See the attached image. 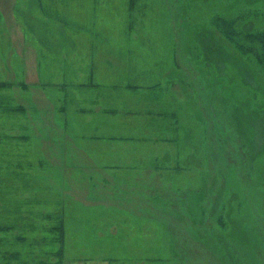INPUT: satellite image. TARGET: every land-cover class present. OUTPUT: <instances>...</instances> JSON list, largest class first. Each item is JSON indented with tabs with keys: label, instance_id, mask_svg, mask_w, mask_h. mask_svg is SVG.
Instances as JSON below:
<instances>
[{
	"label": "rangeland",
	"instance_id": "rangeland-1",
	"mask_svg": "<svg viewBox=\"0 0 264 264\" xmlns=\"http://www.w3.org/2000/svg\"><path fill=\"white\" fill-rule=\"evenodd\" d=\"M1 82V252L264 264V0H0Z\"/></svg>",
	"mask_w": 264,
	"mask_h": 264
},
{
	"label": "trees",
	"instance_id": "trees-1",
	"mask_svg": "<svg viewBox=\"0 0 264 264\" xmlns=\"http://www.w3.org/2000/svg\"><path fill=\"white\" fill-rule=\"evenodd\" d=\"M7 86L6 83H0V90L2 88H5ZM0 101H2L0 99ZM6 99L0 104V110L6 111ZM5 141H0V148L1 145L4 144ZM20 163V161H18ZM15 163L12 160L6 159L5 153L0 152V185H2L1 182H6L7 179L11 176L15 179L20 180L21 176L25 173L19 168L20 164ZM17 181V180H15ZM2 204V202H0ZM3 205V204H2ZM11 225L8 226H0V230L6 232L7 230H11ZM29 228H33L29 225L26 229H21L20 233L29 231ZM61 227L58 226L57 229L59 230ZM51 229H47L44 235L40 236H33L30 237V241L25 236H21L19 238L16 237L17 241L20 242L21 246L24 242H27V248L28 250H22V249H14V251H10L8 249L0 250V264H58V260L55 262L53 261V257H60L62 254V246L63 243L61 242V234L59 235V238L57 240V243H55V239L53 238V235L50 234ZM53 233V231L51 232ZM20 236V235H19ZM4 242V246L6 244V239L2 240ZM55 243V246H54ZM52 245V248L50 247ZM30 249H33V251L30 252ZM4 254V255H2ZM27 255L29 256V259H27ZM4 256V257H2Z\"/></svg>",
	"mask_w": 264,
	"mask_h": 264
}]
</instances>
